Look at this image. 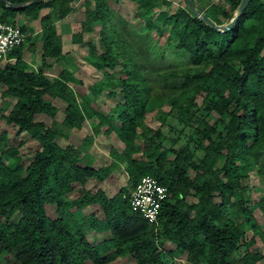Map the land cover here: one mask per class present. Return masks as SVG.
<instances>
[{
    "label": "trees",
    "instance_id": "trees-1",
    "mask_svg": "<svg viewBox=\"0 0 264 264\" xmlns=\"http://www.w3.org/2000/svg\"><path fill=\"white\" fill-rule=\"evenodd\" d=\"M130 1L142 28H123L138 38L147 59L172 68L161 78L174 80L179 88L177 97L159 102L175 109L178 124L190 131L177 149L171 140L163 144L157 133L135 143L146 110V83L139 73L145 68L123 51L117 14L107 0H46L23 10L5 8L0 0V22L24 34L30 32L24 21H37L40 29L35 70L22 59L25 45L26 50L33 47L29 36L6 60L0 59V98L12 101L0 106V122L37 145L23 166L21 144L10 145L8 133L0 130V264H111L127 256L134 264H264L255 247L257 241L264 244V196L252 203L245 194L250 192L249 174L264 183V4L249 0L232 29L218 33L192 16L182 0L172 13L160 9L171 6L164 0ZM77 2L84 8L86 26L72 42L81 44L84 34L95 32L97 45L85 43L87 63L104 79L120 75L107 83V95L120 97L105 115L91 108L87 93L96 97L107 87H86L66 68L53 23ZM239 2L227 0L226 6L232 13ZM43 10L48 12L41 15ZM220 14L223 20L232 17L221 9L205 16L220 25ZM210 43L221 49L218 55L208 51ZM54 66L58 71L50 75ZM60 107L61 119L56 120ZM92 118L97 119L94 135L105 127L103 133L114 134L121 145L119 152L109 150L106 167H92V136L78 146L61 144ZM118 166L127 183L112 197L89 186L90 181L102 183ZM143 176L167 192L156 225L129 207L127 196ZM45 205L54 206V219L46 217ZM88 206H97L99 219L93 212L75 215ZM90 232L103 236L91 243L86 238Z\"/></svg>",
    "mask_w": 264,
    "mask_h": 264
},
{
    "label": "rangeland",
    "instance_id": "rangeland-1",
    "mask_svg": "<svg viewBox=\"0 0 264 264\" xmlns=\"http://www.w3.org/2000/svg\"><path fill=\"white\" fill-rule=\"evenodd\" d=\"M178 1V0H176ZM227 0H205L204 4H199L198 7L202 9V13L206 14L211 9H221L223 13H229L233 16L235 10L231 13L226 6ZM261 4H264V0H259ZM111 8L119 13L117 15V20L115 21V28L118 31H121L122 38L124 40V44L126 47L123 48L125 54L131 59V62L143 66L145 68L144 72L139 71L140 74L144 75L145 86L147 89V99H146V110L145 114L141 119V128L137 131L138 138L135 143L139 144L142 139H150L155 133L159 134L162 138V143L165 144L168 140H171L175 143L174 149H177L178 145L182 142H185L189 139L190 131L188 129H183V127L178 124L176 121L177 111L175 109H169V107L165 105H160L159 102H163L165 99L169 97H177L179 94L178 85L174 80H163L162 74L169 72L172 68L167 65H159L154 59H147L144 55V47L139 43L138 38L133 35L130 31V28L134 30H139L142 28V22L135 16V4H125L124 8L119 11L116 10L118 6L116 4H110ZM182 6V4H171L170 7L164 8L160 7V9L166 10L169 13H172L176 7ZM158 9H154L153 12L156 13ZM154 14V13H153ZM219 20L222 21V24H226L229 20H223L222 14L219 15ZM81 16H72L71 19L67 20L66 23L61 24L58 27V30L61 35H63V47L62 53L64 55V59L66 61V68L73 72V75L80 80L86 87L91 84H100L104 89L98 96L92 97L89 93H87V99H89L90 106L93 110L100 114H107L115 105L120 95L118 93L115 94L114 97H109L107 94L110 91V87H108V81L113 82L115 78L119 77V74H110L108 78L104 79L101 76L99 71H95L92 67L87 63V46L85 43L87 41H93L94 44L97 45V34L94 32L90 34H84L82 36L81 44H74L72 42V36L82 30V25L86 26L83 22L80 23ZM127 24L130 28L125 27ZM38 30V27H35ZM127 30V31H126ZM164 37V36H163ZM163 37L161 41H163ZM39 40V35L36 41ZM98 49V48H97ZM99 51V50H97ZM208 51L211 55H218L221 52V49L217 46V44H208ZM262 57L264 58V50L262 52ZM30 58V56H29ZM31 58H34L31 56ZM34 61V59H33ZM32 61V63H33ZM32 66H34L32 64ZM31 66V67H32ZM30 68V66H29ZM182 66L177 69L180 70ZM51 74H56L58 71L57 67H53ZM181 71V70H180ZM12 101L10 100H2L0 98V106L10 105ZM195 102L197 106L201 105V98L197 96L195 98ZM63 107L59 108V112L56 116V120L61 119V111ZM200 112H198L199 114ZM97 122L96 118H92L90 120H86L82 128L77 132H71L68 135L67 141L61 140V144L65 145L70 143L74 146H78L82 143L83 138L86 136H92V146L90 147L89 152L93 156H95V162L93 163L94 167H106L110 161V149H114L117 152L121 151V145L118 143L116 136L114 134L106 135L103 133L105 127H101L99 129L98 135H94L92 132V126ZM0 130L6 131L9 137V144L12 146H17L18 143L21 144L19 147V155L21 156V162L23 166H25L32 158V152L37 145L29 139V137L25 134L17 135L15 129L11 126L5 125L3 122H0ZM193 144L189 142L188 147L190 149L193 148ZM93 152V153H92ZM107 180L101 186L105 195L110 197L112 196L121 186L127 183V177L123 171V167L119 169L118 167H114V170ZM190 176L191 173H190ZM249 191H245V194H250L251 202H255L258 197L264 196V183L258 177H255L253 174H249ZM89 184V183H88ZM95 184V183H94ZM93 184V185H94ZM92 187V185H89ZM68 197L74 198V194L68 195ZM249 197V196H248ZM217 201V199H215ZM45 215L49 219H54L56 217L54 213V206L45 205L44 206ZM90 212L97 213V210L92 209L91 206L85 207L84 209L77 211L75 213L76 216H85ZM254 219L258 224L261 223L260 215L257 211L253 213ZM100 218V215L98 216ZM16 216L13 218V221L16 220ZM94 232H90L87 234L86 238L89 239L90 242H96L94 237H91L90 234ZM250 237V233L246 232V238ZM255 247H257L263 257H264V244H261L257 241ZM170 248L169 245L165 247V250ZM111 264H134L133 261L127 256L125 258L117 259Z\"/></svg>",
    "mask_w": 264,
    "mask_h": 264
},
{
    "label": "built area",
    "instance_id": "built-area-1",
    "mask_svg": "<svg viewBox=\"0 0 264 264\" xmlns=\"http://www.w3.org/2000/svg\"><path fill=\"white\" fill-rule=\"evenodd\" d=\"M25 34L18 27L0 22V59L23 43ZM166 189L154 178L143 176L133 186L127 199L132 212L139 214L147 223L156 225L161 204L166 200Z\"/></svg>",
    "mask_w": 264,
    "mask_h": 264
},
{
    "label": "crops",
    "instance_id": "crops-1",
    "mask_svg": "<svg viewBox=\"0 0 264 264\" xmlns=\"http://www.w3.org/2000/svg\"><path fill=\"white\" fill-rule=\"evenodd\" d=\"M82 1H85V2H87V4L89 3V4H92V0H82ZM164 1H166V2H169L170 4H180V1L181 0H178V1H176V0H164ZM204 1L205 0H193V3L194 4H196L197 6L199 5V4H204ZM107 4H116V6H118L117 7V9L116 10H119V11H121L123 8H124V5L125 4H135L134 2H132V1H130V0H107ZM48 11L47 10H43V11H41V15H44V14H46ZM115 13L117 14V15H119V13L117 12V11H115ZM74 15H76V16H81V19H80V22H79V25H80V23H82L83 21H84V8H83V6H82V3H74L73 5H72V11L66 16V17H64L63 19H61V20H57V19H54L53 20V23H54V27H55V29H56V32H57V34L58 35H60V37H61V40H62V47H63V42H64V39H63V35H61L60 34V32H59V30H58V27L61 25V24H63V23H66L67 22V20H69V19H71V17L72 16H74ZM119 17H121L120 15H119ZM23 18L21 17L20 18V20H22ZM24 21V20H23ZM27 25H28V27H29V30H30V32H27V34H25V37L26 36H29V39H30V41H29V44H32V49H29V50H26V46L27 45H25V47H24V51H23V53H22V59L24 60V62H26V64H27V66H28V69H30V70H35L36 68H37V66H38V64H39V59H38V55L35 53L36 52V50H38V48L40 47V29H39V25H38V22L37 21H32V22H26V21H24ZM38 27V30H36L35 29V27ZM38 35H39V40L38 41H36V39H37V37H38ZM29 56H30V58H29ZM31 56L32 57H34V58H31ZM33 59H34V61H33ZM32 61H33V63H32ZM32 64L34 65V66H32ZM29 66H30V68H29ZM32 66V67H31ZM53 68V67H52ZM49 69V74L50 75H53V74H51V71L53 70V69ZM74 76V75H73ZM75 77V76H74ZM90 153V155L92 156V159H93V162H92V167L93 168H95L94 167V165H93V163L95 162V156H93L92 154H91V152H89ZM93 153V152H92ZM110 163V161L108 162V164ZM107 164V165H108ZM107 165H105V166H107ZM122 166H119V169L121 168ZM97 168H99V167H97ZM111 174H113V172L111 173ZM110 174V175H111ZM109 175V176H110ZM108 176V177H109ZM107 177V178H108ZM107 178L102 182V183H100V184H94V182L93 181H90L89 182V184H91V185H96L98 188H100L102 191H103V189H102V185H103V183L107 180ZM104 192V191H103ZM105 194V193H104ZM114 195V194H113ZM112 195V196H113ZM112 196H110V197H112ZM107 198H110V197H108V196H106ZM91 208L92 209H95V210H97V213L95 214V216H96V218H98L99 219V212H98V208H97V206H91ZM90 236L91 237H94L95 238V240H96V242H94V243H97L98 241H99V239L103 236L102 234H96V233H91L90 234ZM88 237V236H87ZM87 240L89 241V239L87 238ZM90 242V241H89ZM92 243V242H91ZM123 258H125V257H123ZM117 259H121V258H117ZM116 259V260H117Z\"/></svg>",
    "mask_w": 264,
    "mask_h": 264
},
{
    "label": "water",
    "instance_id": "water-1",
    "mask_svg": "<svg viewBox=\"0 0 264 264\" xmlns=\"http://www.w3.org/2000/svg\"><path fill=\"white\" fill-rule=\"evenodd\" d=\"M1 1L4 4L5 8H9L11 10H23L26 7H29L34 4H39L46 0H29L21 4H11L8 3L6 0H1ZM182 2L185 8L187 9V11L196 19H198L201 23H203L205 26L209 27L215 32L226 33L232 29V27L235 25L237 20L240 18L249 0H240L231 19L226 24L223 25H215L208 17L205 16V14H203L201 11L197 10L194 7V4L192 3L191 0H182Z\"/></svg>",
    "mask_w": 264,
    "mask_h": 264
}]
</instances>
